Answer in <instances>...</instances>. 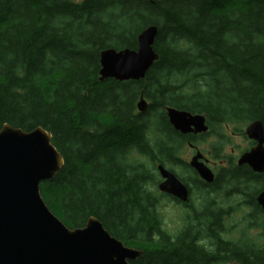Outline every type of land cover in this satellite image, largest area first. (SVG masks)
<instances>
[{
    "label": "trees",
    "instance_id": "obj_1",
    "mask_svg": "<svg viewBox=\"0 0 264 264\" xmlns=\"http://www.w3.org/2000/svg\"><path fill=\"white\" fill-rule=\"evenodd\" d=\"M150 25L158 59L145 77L100 82L99 52L136 50ZM167 108L203 115L207 133L175 131ZM255 121L264 130V0H0V129L51 135L63 166L40 184L43 202L69 229L94 217L142 252L128 264H264V173L216 164L224 129ZM211 136L207 184L181 154ZM158 166L222 200L175 202L186 211L170 233Z\"/></svg>",
    "mask_w": 264,
    "mask_h": 264
},
{
    "label": "water",
    "instance_id": "obj_2",
    "mask_svg": "<svg viewBox=\"0 0 264 264\" xmlns=\"http://www.w3.org/2000/svg\"><path fill=\"white\" fill-rule=\"evenodd\" d=\"M83 2V0H81ZM157 27H145L137 36L136 50L106 49L99 52V81H138L145 77L158 55L154 50ZM141 97L138 112L146 109ZM166 116L173 129L182 135L207 132L205 118L167 108ZM259 121L244 130L248 141L256 145L243 153L238 165L264 173V132ZM51 135L35 128L24 132L4 124L0 129V264H128L142 252L125 246L111 237L94 217L83 228L69 229L43 202L40 184L60 171L63 158L52 145ZM197 154L190 167L199 178L210 184L211 171ZM163 179L160 192L188 202L184 185L166 169L157 167ZM256 202L264 212V189Z\"/></svg>",
    "mask_w": 264,
    "mask_h": 264
},
{
    "label": "rangeland",
    "instance_id": "obj_3",
    "mask_svg": "<svg viewBox=\"0 0 264 264\" xmlns=\"http://www.w3.org/2000/svg\"><path fill=\"white\" fill-rule=\"evenodd\" d=\"M201 116H203V115H201ZM205 125H206L207 130H208V126H207L206 122H205ZM245 128H244V130H245ZM203 133H207V132H203ZM203 133H201V134H203ZM222 134H225V138L223 137V139L220 140V142L222 144L221 146L223 147L221 150L222 158H220V160L217 161V163H216V161H214L218 166H226L227 165V162L225 161V157L232 156L234 158H238V156L240 154H242L244 151L248 150L251 147V145H250L251 142L248 141L247 138H245V135H242L238 132L235 133L233 131L232 126H230L228 129H224ZM214 140H216V139H213L212 136L206 138V140L203 141L202 143H200V145H198L197 147L192 146L195 148V150H193V148H191V147H188V145H185L183 147V152L181 154L182 158H183L182 160H184L185 162H189L191 160L190 158H192L194 156L195 152L197 150L200 151V148L207 151V152H204L206 154H203V155L206 159L210 160L211 159V155H210L211 146H212V144H214L213 143ZM211 163H213V162H210V167H211ZM236 163H237V161H236ZM238 166H240V165H238ZM176 170H177V172H180L179 169H176ZM214 174H215L214 175V179H215V176L217 173L214 172ZM185 177H188V179H189L190 178L189 173L186 174ZM159 178H160V175H158V182H159ZM182 183L185 184L186 187L190 190V192H191V195H190L191 200L190 201L193 202V206H195V207H198V208L202 207V206H200V204L202 203L204 196L208 197V200L210 198H213V199H215V201H219V202L222 200L221 195L213 193L210 190H207L206 192L200 193V190L195 189L192 184L189 183L190 185H188L185 182H182ZM166 199H168V198H163V200L158 201L160 203V205H159L157 210L159 211V213L162 217L163 228L165 226V228L170 233H173L180 227L181 222H182L181 221L182 216L185 215L184 213L186 210L181 209L182 208L181 206H178L177 204L172 203ZM237 217L240 219L241 215L239 214ZM251 231L253 233V236L254 235L257 236L258 235L257 233L260 232V229L255 228Z\"/></svg>",
    "mask_w": 264,
    "mask_h": 264
},
{
    "label": "flooded vegetation",
    "instance_id": "obj_4",
    "mask_svg": "<svg viewBox=\"0 0 264 264\" xmlns=\"http://www.w3.org/2000/svg\"><path fill=\"white\" fill-rule=\"evenodd\" d=\"M255 146V143H253L252 144V147H254ZM179 180V179H178ZM180 181V180H179ZM162 182V179H160L159 178V182L157 183V188H158V185L160 184ZM181 182V181H180ZM182 183V182H181ZM183 184V183H182ZM184 185V187L187 189V192H188V196H189V201L191 200V192H190V190L186 187V185L185 184H183ZM158 193H159V196H164V197H162V198H170L174 203L176 202V203H179V204H181L178 200H176V199H174L173 197H171V196H169V195H166V194H164V193H161V192H159L158 191ZM185 205L186 204H188V202H186V203H184Z\"/></svg>",
    "mask_w": 264,
    "mask_h": 264
},
{
    "label": "bare ground",
    "instance_id": "obj_5",
    "mask_svg": "<svg viewBox=\"0 0 264 264\" xmlns=\"http://www.w3.org/2000/svg\"><path fill=\"white\" fill-rule=\"evenodd\" d=\"M159 167V166H158ZM160 167H162V166H160ZM163 168V167H162ZM163 169H165V168H163Z\"/></svg>",
    "mask_w": 264,
    "mask_h": 264
}]
</instances>
